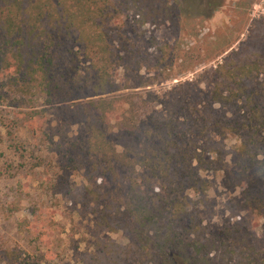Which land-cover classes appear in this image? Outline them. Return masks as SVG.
Here are the masks:
<instances>
[{
  "label": "trees",
  "instance_id": "trees-1",
  "mask_svg": "<svg viewBox=\"0 0 264 264\" xmlns=\"http://www.w3.org/2000/svg\"><path fill=\"white\" fill-rule=\"evenodd\" d=\"M142 6L0 0V78L10 91L4 96L62 100L60 139H50L34 167H50V192L92 220V245L78 264H214L226 241L236 243L264 219V34L253 30L216 67L158 91L153 53L136 42ZM182 7L190 8L187 1ZM73 53L87 62L90 80L59 76L62 56ZM14 149L27 159V149ZM228 164L241 203L231 207L238 220L221 241L202 215L210 175ZM42 223L25 230L37 235ZM226 252L227 263L247 260L237 245ZM42 263L37 252L0 244V264Z\"/></svg>",
  "mask_w": 264,
  "mask_h": 264
},
{
  "label": "rangeland",
  "instance_id": "rangeland-1",
  "mask_svg": "<svg viewBox=\"0 0 264 264\" xmlns=\"http://www.w3.org/2000/svg\"><path fill=\"white\" fill-rule=\"evenodd\" d=\"M142 1L144 24L137 25L140 38L136 42L140 49L153 53L149 66L151 75L159 79L154 86L158 91L169 90L180 81H190L216 67L253 30L264 34V0ZM184 1L188 2V10L182 7ZM87 68L82 56L63 55L59 76L67 82L90 80ZM7 83L0 78V244L22 248L28 254L37 252L43 256L42 264L52 257L61 260V264H78V255L92 245V220L60 195L55 197L50 192V167H34L36 156L45 157L50 139H60L57 131L63 116L58 109L62 100L49 104L45 95L38 98L34 94L5 99ZM15 145L29 151L27 159H22V152H17ZM232 172L233 167L228 164L210 175L211 188L202 215L211 236L221 241L226 239L224 231L238 220L231 207L241 203V189L233 185ZM33 222H43L37 235L25 230ZM54 225L60 228L51 232ZM249 231L236 243L226 241L214 264H235L226 262V250L233 245L247 259L238 264H264V219L255 222ZM109 236L127 243L121 235Z\"/></svg>",
  "mask_w": 264,
  "mask_h": 264
}]
</instances>
